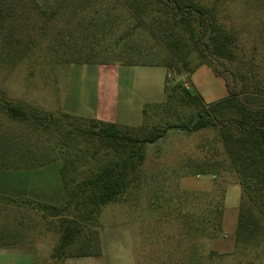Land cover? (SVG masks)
Instances as JSON below:
<instances>
[{
    "label": "trees",
    "instance_id": "1",
    "mask_svg": "<svg viewBox=\"0 0 264 264\" xmlns=\"http://www.w3.org/2000/svg\"><path fill=\"white\" fill-rule=\"evenodd\" d=\"M219 2L30 1L43 17L40 40L49 37L48 46L57 53L62 51L60 55L65 54L66 60L93 62L99 50L105 48L125 64L161 65L181 75L193 70L190 55L195 52L226 86L224 97L206 103L196 89L166 79L164 99L143 107V121L137 127L42 110L14 101L0 91V111L4 113L0 119V169L60 161L64 202L54 205L26 201L43 216L54 218L57 240L50 256L58 264L67 257L100 254L102 206L120 200L137 181L145 143L168 128L186 133L203 128L215 130L225 156L191 160L187 166L196 175L220 170L236 179L242 194L235 247H264V86L255 74L250 83L239 69L242 46L237 33L221 17ZM5 6L0 0V26L12 17ZM151 107L157 111L153 115ZM31 134L46 138L38 143L36 136L37 140L30 142ZM217 212L214 217L197 220L192 229L205 231L210 227L215 233L220 228Z\"/></svg>",
    "mask_w": 264,
    "mask_h": 264
},
{
    "label": "rangeland",
    "instance_id": "2",
    "mask_svg": "<svg viewBox=\"0 0 264 264\" xmlns=\"http://www.w3.org/2000/svg\"><path fill=\"white\" fill-rule=\"evenodd\" d=\"M2 1L12 17L0 26V91L14 101L137 127L143 107L164 99L166 79L196 89L206 103L226 95L224 80L195 52L190 55L193 70L181 75L161 65L125 64L105 48L93 62L66 60L61 50L48 46L49 37L40 40L43 17L32 0ZM218 8L242 46L239 69L250 83L255 74L264 86V0H220ZM45 138L29 135L30 142ZM211 156H225L211 128L190 133L168 128L145 143L137 181L120 200L101 208L100 254L73 258L72 264H264V247L234 244L242 194L236 179L220 170L196 175L187 166ZM59 165L55 159L37 167L0 169V241L41 242L51 250L57 240L54 218L26 201L64 202ZM217 211L220 228L215 233L210 227L192 229L197 220L214 217ZM14 228L18 234L9 238ZM9 260L16 259L0 258V264Z\"/></svg>",
    "mask_w": 264,
    "mask_h": 264
},
{
    "label": "crops",
    "instance_id": "3",
    "mask_svg": "<svg viewBox=\"0 0 264 264\" xmlns=\"http://www.w3.org/2000/svg\"><path fill=\"white\" fill-rule=\"evenodd\" d=\"M14 230L15 231L8 233L10 235H8L9 238L18 234V231H16L17 229L14 228ZM5 257L16 260L14 262L9 260L8 262H3L2 264H54L53 260H55L50 256V249L48 250L47 245L44 243H17L11 242V240L4 241L3 244H0V258L4 259ZM73 258L79 257H67L62 261V264H69L70 262V264H72Z\"/></svg>",
    "mask_w": 264,
    "mask_h": 264
}]
</instances>
